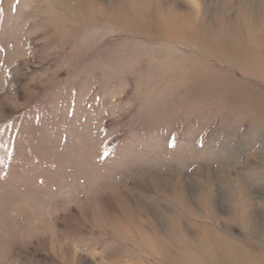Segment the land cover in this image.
<instances>
[{
    "label": "rangeland",
    "instance_id": "rangeland-1",
    "mask_svg": "<svg viewBox=\"0 0 264 264\" xmlns=\"http://www.w3.org/2000/svg\"><path fill=\"white\" fill-rule=\"evenodd\" d=\"M0 264H264V0H0Z\"/></svg>",
    "mask_w": 264,
    "mask_h": 264
}]
</instances>
